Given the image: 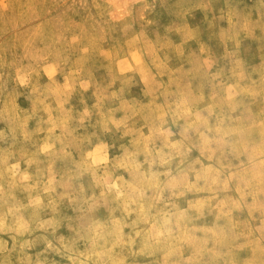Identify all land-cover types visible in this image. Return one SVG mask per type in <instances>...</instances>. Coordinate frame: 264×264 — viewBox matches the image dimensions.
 Here are the masks:
<instances>
[{"label":"clouds","instance_id":"obj_1","mask_svg":"<svg viewBox=\"0 0 264 264\" xmlns=\"http://www.w3.org/2000/svg\"><path fill=\"white\" fill-rule=\"evenodd\" d=\"M93 3L100 34L88 44L41 27L19 60L0 57V94L14 86L0 111V141L12 139L0 149V264H264V0L255 20L230 11L218 32L185 22L155 41L157 0ZM117 28L132 35L126 50L100 52L110 79L85 77ZM241 33L261 43L254 59ZM77 89L91 90V107L75 109Z\"/></svg>","mask_w":264,"mask_h":264},{"label":"rangeland","instance_id":"obj_2","mask_svg":"<svg viewBox=\"0 0 264 264\" xmlns=\"http://www.w3.org/2000/svg\"><path fill=\"white\" fill-rule=\"evenodd\" d=\"M96 2L101 3L102 0H96ZM195 4H202L207 7L193 10L188 15L187 21L181 18L183 11ZM255 4L256 0H191V5L185 3V0H157L156 11L148 16L154 23L151 27L146 28V31L152 41L157 39L154 33L158 31L162 40L165 34V26L175 29L187 22L193 29L207 31L209 21H214L216 32H218L221 26L228 27L227 14L230 11H236L242 18L244 14L253 9ZM136 7L139 8V5ZM97 12L93 0H0V57L9 62L14 59L19 60L22 57L21 49L24 42L30 37H35L37 30L41 27L49 36L64 33L70 37L73 34L83 32L87 38L83 39L82 43L86 45L91 37H98L100 34L99 28L95 25V22L100 20ZM221 16L224 17V20H220ZM252 19H256L254 10H252ZM135 31H140L139 24L136 25ZM131 35V32L126 35L121 33L118 28L114 32H108L105 36L106 42H99V50L88 54L87 62L84 65V76L87 77L88 73H91L93 78L101 84L107 83L110 79L109 61L100 55V52H107L111 56L114 51L126 50L128 47L126 41ZM255 35L259 37L260 31L257 30ZM173 39L178 38L173 34ZM241 40L243 49L247 50L249 57L254 59L261 43L245 39L243 33H241ZM36 47H42L38 39L36 40ZM63 55L69 59L68 63L64 65V72L56 77L60 83H63V76L75 66V62L81 57L80 46L66 48ZM29 62V60L24 61L25 64ZM4 71L11 72L12 69H4ZM46 82V78H42L40 81L41 85ZM13 87L11 80H9L7 90L0 94V111L8 101L9 93L12 92ZM81 98L87 102L89 107L94 103L91 90L88 93H81L77 89L71 101L76 110L83 108V104L80 103ZM18 102L22 108L30 110L28 101L21 97ZM34 127L35 121L30 122L29 129ZM0 130L8 131V124L2 118H0ZM11 144L12 139L9 135L6 141H0V149H6ZM20 147V142H17L13 150L16 151Z\"/></svg>","mask_w":264,"mask_h":264}]
</instances>
